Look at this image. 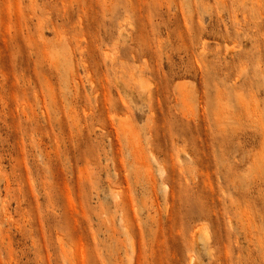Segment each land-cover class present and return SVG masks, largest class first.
<instances>
[{
	"label": "rangeland",
	"instance_id": "1",
	"mask_svg": "<svg viewBox=\"0 0 264 264\" xmlns=\"http://www.w3.org/2000/svg\"><path fill=\"white\" fill-rule=\"evenodd\" d=\"M192 259L264 264V0H0V264Z\"/></svg>",
	"mask_w": 264,
	"mask_h": 264
},
{
	"label": "bare ground",
	"instance_id": "2",
	"mask_svg": "<svg viewBox=\"0 0 264 264\" xmlns=\"http://www.w3.org/2000/svg\"><path fill=\"white\" fill-rule=\"evenodd\" d=\"M205 232H206V231H205ZM194 260H195V259H192V260H191V263H192V264L194 263Z\"/></svg>",
	"mask_w": 264,
	"mask_h": 264
}]
</instances>
